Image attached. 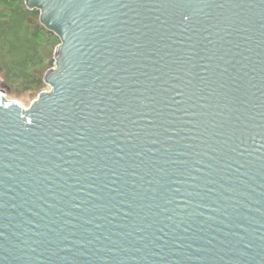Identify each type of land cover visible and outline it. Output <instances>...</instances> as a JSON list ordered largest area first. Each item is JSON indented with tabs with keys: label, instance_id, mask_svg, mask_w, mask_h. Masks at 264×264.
Wrapping results in <instances>:
<instances>
[{
	"label": "water",
	"instance_id": "water-1",
	"mask_svg": "<svg viewBox=\"0 0 264 264\" xmlns=\"http://www.w3.org/2000/svg\"><path fill=\"white\" fill-rule=\"evenodd\" d=\"M49 92L0 90V264H264V0H26Z\"/></svg>",
	"mask_w": 264,
	"mask_h": 264
},
{
	"label": "trees",
	"instance_id": "trees-1",
	"mask_svg": "<svg viewBox=\"0 0 264 264\" xmlns=\"http://www.w3.org/2000/svg\"><path fill=\"white\" fill-rule=\"evenodd\" d=\"M41 11L26 0H0V79L2 90L38 95L55 64L60 38L40 21Z\"/></svg>",
	"mask_w": 264,
	"mask_h": 264
},
{
	"label": "rangeland",
	"instance_id": "rangeland-1",
	"mask_svg": "<svg viewBox=\"0 0 264 264\" xmlns=\"http://www.w3.org/2000/svg\"><path fill=\"white\" fill-rule=\"evenodd\" d=\"M1 82H2V80L0 79V90L3 91L2 90L3 88L1 86ZM44 89L49 90V85L46 84ZM5 95L8 97V99L17 100V101L21 102L25 107H29L30 104L32 103V101L35 100L39 94L36 96H33L35 94L25 93V94H21V96H15L14 94H10V93L6 92Z\"/></svg>",
	"mask_w": 264,
	"mask_h": 264
},
{
	"label": "built area",
	"instance_id": "built-area-1",
	"mask_svg": "<svg viewBox=\"0 0 264 264\" xmlns=\"http://www.w3.org/2000/svg\"><path fill=\"white\" fill-rule=\"evenodd\" d=\"M54 64H55V63H54ZM55 67H56V64H55L52 68H55ZM49 91H50V86H49V90H48V89H44L42 92H49ZM42 92H40L39 95H40ZM39 95H38V97H39ZM38 97H37L36 99H38ZM36 99H35V100H36ZM33 101H34V100H33ZM33 101H32V102H33ZM30 105H31V104H30ZM24 107H25V106H24ZM29 107H30V106H29ZM29 107H25V108H29Z\"/></svg>",
	"mask_w": 264,
	"mask_h": 264
}]
</instances>
